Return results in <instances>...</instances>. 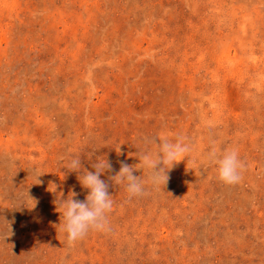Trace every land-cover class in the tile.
<instances>
[{
    "label": "rangeland",
    "instance_id": "374dc122",
    "mask_svg": "<svg viewBox=\"0 0 264 264\" xmlns=\"http://www.w3.org/2000/svg\"><path fill=\"white\" fill-rule=\"evenodd\" d=\"M159 133L193 152L128 198L109 177ZM91 154L111 231L69 246L55 200L85 199L63 168ZM0 264H264V0H0Z\"/></svg>",
    "mask_w": 264,
    "mask_h": 264
},
{
    "label": "clouds",
    "instance_id": "9594fccd",
    "mask_svg": "<svg viewBox=\"0 0 264 264\" xmlns=\"http://www.w3.org/2000/svg\"><path fill=\"white\" fill-rule=\"evenodd\" d=\"M143 144L137 156V164L128 165L121 161L119 171L109 177L113 184L124 187L128 198L145 195L146 184L165 185L169 179L168 171L175 164L186 161L194 147L185 135L179 133H159L155 138L145 137ZM91 157L92 154L88 156L90 162ZM203 162L215 166L218 179L226 185H235L242 180L245 164L240 158L238 148L220 150L213 144ZM91 168L94 171L84 167L81 156L69 158L63 168L77 173L80 185L87 190L82 201L76 199L75 191H70L66 198L62 191L56 196V209H59L62 217L60 229L66 234L69 246L85 238L90 231H111L109 214L113 211L114 199L109 193V184L101 176L112 171V164L106 156H97L91 162ZM136 170H146L147 178L134 175ZM56 187L55 185V190L51 192H56Z\"/></svg>",
    "mask_w": 264,
    "mask_h": 264
}]
</instances>
